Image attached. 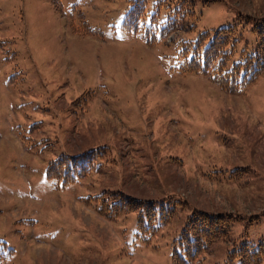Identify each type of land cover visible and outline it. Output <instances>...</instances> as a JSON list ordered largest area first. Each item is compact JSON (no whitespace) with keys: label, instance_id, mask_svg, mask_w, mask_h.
I'll return each instance as SVG.
<instances>
[{"label":"rangeland","instance_id":"374dc122","mask_svg":"<svg viewBox=\"0 0 264 264\" xmlns=\"http://www.w3.org/2000/svg\"><path fill=\"white\" fill-rule=\"evenodd\" d=\"M160 1L158 21L181 1L197 17L147 43ZM131 5L0 0V264H174L172 242L194 210L242 219L193 264L264 244V73L224 91L180 71L177 46L237 20L236 60L255 44L264 0H147L126 30ZM91 150L101 155L84 176H46L58 156ZM117 191L175 211L152 234L136 211L108 218L83 199Z\"/></svg>","mask_w":264,"mask_h":264},{"label":"trees","instance_id":"16d2710c","mask_svg":"<svg viewBox=\"0 0 264 264\" xmlns=\"http://www.w3.org/2000/svg\"><path fill=\"white\" fill-rule=\"evenodd\" d=\"M129 1L132 5L127 10L122 26L126 30H134L138 26V19L143 14L147 0ZM156 4L150 24L143 32L147 43L153 44L182 28L187 22V17H197L194 10L181 1L170 11V16L157 25V13L162 1ZM249 19L251 18L247 17L245 22L249 23ZM238 24L240 21L236 20L212 32L205 31L194 41L178 42L180 71L209 75L211 81L225 91H237L253 82L258 75L264 73V17L252 19L250 30L255 36V44L252 47L246 44L240 50L238 58L233 60L240 39ZM95 153L101 155L99 150L74 155L62 154L49 162L46 176L62 179L63 183L82 177L92 166ZM241 176L242 173L234 170L230 178L238 179ZM105 194L100 193L83 199L88 204L93 202L97 211L108 218L136 211L138 225L150 226L152 234L167 222L175 211V207L164 200L135 198L121 191L110 193L108 196ZM241 219L231 213L194 210L172 242L173 263L193 264L206 248L227 237L232 222ZM263 260L264 244L261 242L256 246L244 240L227 253L224 264H262Z\"/></svg>","mask_w":264,"mask_h":264}]
</instances>
